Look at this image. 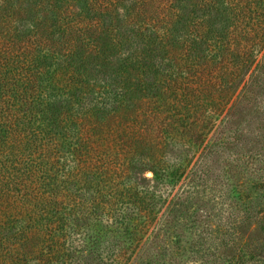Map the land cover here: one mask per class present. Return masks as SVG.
I'll return each instance as SVG.
<instances>
[{
  "label": "trees",
  "instance_id": "obj_1",
  "mask_svg": "<svg viewBox=\"0 0 264 264\" xmlns=\"http://www.w3.org/2000/svg\"><path fill=\"white\" fill-rule=\"evenodd\" d=\"M226 153L263 224L264 0H0V264H186Z\"/></svg>",
  "mask_w": 264,
  "mask_h": 264
},
{
  "label": "rangeland",
  "instance_id": "obj_2",
  "mask_svg": "<svg viewBox=\"0 0 264 264\" xmlns=\"http://www.w3.org/2000/svg\"><path fill=\"white\" fill-rule=\"evenodd\" d=\"M259 98L257 97L256 101ZM249 112H252L249 110ZM254 114V113H253ZM224 114L217 120L220 122ZM250 113L246 114V118ZM246 126V119L242 126ZM251 146V145H250ZM197 158H194V161ZM216 170L219 171L220 179L209 180V184L199 183L200 194L205 201H200L190 208L189 218H184V224L178 225L180 230L176 232L180 235L182 242L187 250L183 258L186 264H264V256L256 252H251L257 245L264 247V223L257 224L251 221L241 224L243 210L236 200H231L228 195V179L225 178V170L229 168L231 173L240 170L236 164L233 155L226 153L221 158H212ZM264 158H251L240 173L242 180L259 184L264 177L255 176L253 171L257 170L264 175ZM247 167V168H246ZM153 170L147 169L145 175L152 176ZM186 186L182 179L175 186L172 195L179 189ZM205 194L204 195V188ZM254 191V190H252ZM250 191V193H254ZM166 204L161 208L159 214L165 211ZM195 220V221H194ZM194 221V222H193ZM152 228V227H151ZM221 228V230H220ZM177 233H173L175 240ZM183 233V235L181 234ZM228 242V243H227ZM227 243V245H226ZM247 244V246H245Z\"/></svg>",
  "mask_w": 264,
  "mask_h": 264
}]
</instances>
